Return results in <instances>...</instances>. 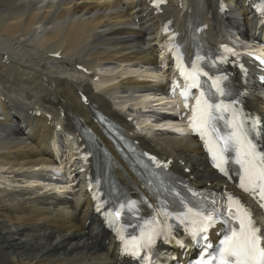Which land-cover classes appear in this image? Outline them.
I'll list each match as a JSON object with an SVG mask.
<instances>
[{"label": "bare ground", "instance_id": "1", "mask_svg": "<svg viewBox=\"0 0 264 264\" xmlns=\"http://www.w3.org/2000/svg\"><path fill=\"white\" fill-rule=\"evenodd\" d=\"M225 1L228 11L221 13V0H196L210 40L256 35L251 1ZM196 5L170 0L155 15L147 0H0V264H121L115 239L83 192L89 172L66 162L56 139L75 134V143L80 141L74 120L97 130L94 110L119 122L191 182L227 185L195 140L147 132L135 118L147 93L157 87L163 92L154 81L170 79V71L161 69V27L172 18L181 29ZM247 89L248 105L264 121V89H256L253 78ZM79 93L88 96V106ZM47 164L66 166L71 181L62 190L51 187ZM41 177L43 185L34 182ZM71 182L73 194L65 190Z\"/></svg>", "mask_w": 264, "mask_h": 264}, {"label": "snow or ice", "instance_id": "2", "mask_svg": "<svg viewBox=\"0 0 264 264\" xmlns=\"http://www.w3.org/2000/svg\"><path fill=\"white\" fill-rule=\"evenodd\" d=\"M157 6L159 5L157 4ZM177 59L180 60L179 55H177ZM178 67L185 79L192 82V87H199L196 75L198 69L189 72L182 64H178ZM214 88L213 96L216 94L219 96L228 95L218 81L214 83ZM213 96H206L201 91L196 99L195 107L192 109V129L199 133L202 139H205L215 167L225 175H227V170L224 165L228 162L226 153L234 152V162L240 165L243 170L241 188L252 193H257L259 190L258 195L264 201V151L260 150L257 143V138L264 128L258 118L242 116L241 110L234 106L235 101L228 104L213 103ZM225 112L230 113L231 118L225 121V127L229 131L222 135L216 121L224 120L223 113ZM152 159L155 160L154 157ZM156 163L157 166H160L159 161ZM132 204L134 206V202ZM97 211H100V207L97 208ZM188 213L192 217L189 221L191 226L186 229L188 235L193 240L207 239L209 230L217 224V217L211 212L205 214L192 209H188ZM120 215L119 211L105 213L109 226L113 224L112 218L118 220ZM164 215L167 220L169 214L165 212ZM233 220L236 221L235 227L232 224ZM181 223H184L183 219ZM224 223L228 225L227 234L221 242L222 246L216 257L220 264H264V232L261 231V226L250 211L239 200L231 196L228 197V218L224 220ZM144 224L139 237H132L129 240H126L117 229L118 238L124 242L123 250L125 252L139 255L143 248L151 246L158 237L163 236L165 240H168L171 236V226L166 222L162 225L156 217L145 221ZM176 242L183 243L182 241Z\"/></svg>", "mask_w": 264, "mask_h": 264}, {"label": "rangeland", "instance_id": "3", "mask_svg": "<svg viewBox=\"0 0 264 264\" xmlns=\"http://www.w3.org/2000/svg\"><path fill=\"white\" fill-rule=\"evenodd\" d=\"M141 27L140 23H138V28Z\"/></svg>", "mask_w": 264, "mask_h": 264}]
</instances>
